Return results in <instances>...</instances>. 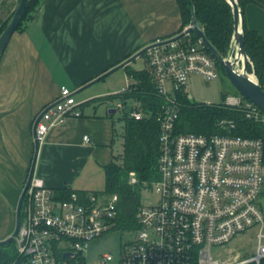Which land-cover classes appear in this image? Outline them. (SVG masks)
Returning a JSON list of instances; mask_svg holds the SVG:
<instances>
[{"label": "built area", "instance_id": "1", "mask_svg": "<svg viewBox=\"0 0 264 264\" xmlns=\"http://www.w3.org/2000/svg\"><path fill=\"white\" fill-rule=\"evenodd\" d=\"M185 29L155 39L144 52L146 70L164 99L162 106L146 109L130 99L116 103L130 118L155 117L160 124V178L154 182L159 199L138 206V232L122 246L119 264H264L263 140L230 133L236 122L225 118L219 125L228 132H183L176 127L179 93L186 91L189 78L218 76L216 58L202 37L182 34ZM130 78L120 93L132 90L135 80ZM74 94L62 85L57 98L37 114L33 134L39 146L53 127L80 113ZM205 104L239 109L245 118L264 123V110L239 92L226 95L221 103ZM129 182H137L135 171H130ZM118 211V193L71 191L62 199L34 172L15 237L17 255L6 264H63L59 251L64 259L71 257L74 264H83L89 241L110 230ZM251 227L256 229L251 256L241 258L238 253L222 259L212 252ZM65 252L71 254L64 257ZM113 258L106 252L99 262L106 264Z\"/></svg>", "mask_w": 264, "mask_h": 264}, {"label": "crops", "instance_id": "2", "mask_svg": "<svg viewBox=\"0 0 264 264\" xmlns=\"http://www.w3.org/2000/svg\"><path fill=\"white\" fill-rule=\"evenodd\" d=\"M259 1L246 3L244 16L248 28L264 37V0ZM182 22L178 0H43L13 33L0 58V240L16 225L35 155L33 122L42 108L62 85L83 92L80 113L53 127L39 146L34 172L58 196L103 192L104 167L120 140L118 121L125 123L124 113L115 116L120 99L113 95L132 80L126 72L114 93L110 79L87 87L155 39L180 33Z\"/></svg>", "mask_w": 264, "mask_h": 264}, {"label": "trees", "instance_id": "3", "mask_svg": "<svg viewBox=\"0 0 264 264\" xmlns=\"http://www.w3.org/2000/svg\"><path fill=\"white\" fill-rule=\"evenodd\" d=\"M42 1H30L16 30L23 29L24 24L34 16ZM192 1L196 17L206 36L222 55H227L234 31L231 5L227 0H178L183 19L181 30L191 21ZM238 1L243 11L246 3L260 2L259 0ZM12 14L0 27V33ZM192 34L198 37V33L193 32ZM245 48L251 59L248 70L255 72L261 87L264 88V37L258 30L248 28L246 23ZM125 69L135 83L131 85L132 90L114 94L113 97L120 100L138 101L146 109H159L164 99L157 94L149 72L146 69L133 68L129 64L125 65ZM179 101V116L176 121L178 131L205 134L228 132L219 125V120L225 118L236 122L235 127L229 131L230 133L258 137L264 142V123L245 118L244 113L239 109L220 104L207 105L194 102L185 91L179 93ZM124 121L123 152L105 165L106 181L103 192L119 195V211L114 221L120 218L126 223L133 222L134 224L135 222L137 226L136 212L140 204L138 190L144 185H152L160 178L158 169L160 124L155 117L136 120L126 114H124ZM130 171L136 172L137 182L135 184L129 182ZM69 195L70 191L59 194L62 199ZM16 255L17 248L14 239L0 246V264L10 262ZM59 259L65 261L63 264H74V259L71 257L64 259L61 251H59Z\"/></svg>", "mask_w": 264, "mask_h": 264}, {"label": "rangeland", "instance_id": "4", "mask_svg": "<svg viewBox=\"0 0 264 264\" xmlns=\"http://www.w3.org/2000/svg\"><path fill=\"white\" fill-rule=\"evenodd\" d=\"M20 0H0V27L4 24L7 18L14 12ZM218 62V61H217ZM216 62L218 76L212 80H206L199 75H192L187 84L186 93L189 98L194 102L199 103H221L226 95L236 94L239 91L232 84L228 78L223 66ZM131 67L136 69H148V61L145 53L138 56L131 62ZM125 67H120L113 70L105 78L93 82L87 87L88 89H95L101 86L105 79L113 81V93L117 91L125 82L126 79ZM86 89V88H85ZM83 92L78 91L75 93L76 100H80ZM123 115V110L118 109L115 116L118 119ZM123 121H118V130L120 133V140L117 142L115 156H119L123 152ZM139 205L156 203L159 195L155 190L154 183L152 185H144L139 190ZM138 232V224L133 222L126 223L122 219L114 221L109 231L102 236L94 238L89 241L88 247L83 251V264H100L99 259L101 256L108 252L112 253L114 258L106 264H119L122 246L132 241ZM14 241L16 239L14 238ZM256 245V229L251 227L243 233L236 236L231 241L227 242L222 247H214L213 253L219 255L222 259L235 257L240 254L241 258L251 256L254 253ZM73 259V258H72Z\"/></svg>", "mask_w": 264, "mask_h": 264}, {"label": "water", "instance_id": "5", "mask_svg": "<svg viewBox=\"0 0 264 264\" xmlns=\"http://www.w3.org/2000/svg\"><path fill=\"white\" fill-rule=\"evenodd\" d=\"M31 0H20L18 5L16 6L11 18L9 19L8 23L6 24L5 28L0 33V58L11 39L13 33L16 31L17 26L22 21L26 9L29 5ZM227 2L232 7L233 19H234V31L232 36V43L227 55H222L215 46L211 43V41L206 36L204 30L201 28L200 22L198 21L196 14H195V6L192 1V18L189 23V26L185 29L183 33H193L196 32L200 35L211 51V53L215 56L217 61L223 66L228 78L232 82V84L236 87V89L241 93L246 99L252 101L256 105H258L261 109L264 110V88L261 87L259 80L253 71L248 70V65L251 63V59L246 51L245 48V16L244 11L239 4L238 0H227ZM149 46L146 45L132 54L130 57L126 58L125 60L121 61L120 63L114 65L106 72L99 75L93 80L97 78L106 76L113 70H116L120 67H123L138 56L143 54ZM92 80V81H93ZM92 81H89L84 86L90 84ZM77 91H75L76 93ZM113 112L115 108L111 109ZM39 150V144L35 141V155L33 158V162L31 165V169L29 172L28 179L24 185L22 194L18 201L17 209H16V225L14 231L5 239L0 240V246L11 242L19 232L20 225H21V211H22V204L24 195L27 189V186L30 182V178L34 173L35 169V161L37 157V153ZM70 252H65L64 257L69 256Z\"/></svg>", "mask_w": 264, "mask_h": 264}]
</instances>
